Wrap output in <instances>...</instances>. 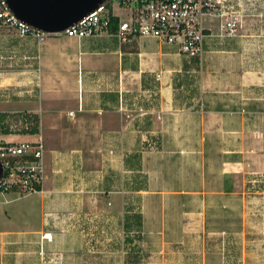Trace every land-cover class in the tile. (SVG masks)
<instances>
[{
  "label": "crops",
  "instance_id": "0c3cea01",
  "mask_svg": "<svg viewBox=\"0 0 264 264\" xmlns=\"http://www.w3.org/2000/svg\"><path fill=\"white\" fill-rule=\"evenodd\" d=\"M107 37L110 42L115 39ZM8 39L11 38L5 36L0 40L3 55L14 54L20 57L18 61L22 57L29 60L27 111L39 117V138L46 143V173L38 208L29 206L11 215L5 211L4 223L11 224L20 218L23 222L10 230H1V239L34 243L39 250L28 254L44 260L30 264H45L48 252L73 259V264H86L92 259L83 250L86 228L92 230L97 223L89 219L86 222L85 212L90 211L94 201L100 205L109 202L107 205L118 212L121 195L125 199L126 194H136L142 198L139 209L143 217V243L157 245L163 261L167 259L170 264H197V260L212 264L214 257L205 248L198 251L194 244L210 227L208 213L217 207L210 209V196H228L233 191L226 184L224 171L220 177L210 176L208 171L210 141L203 135L207 128L204 112L199 116L163 87L168 83L167 76L182 68L183 56L178 48L172 46L176 50L165 51L164 44L149 38L129 44L115 39L116 44H108L104 49H93L92 38L79 41L64 35H50L41 43L31 38ZM152 44L158 46L157 51L150 50ZM106 51L117 56L118 63L108 72L97 74L94 63L88 59L85 62L84 58ZM36 55L40 56L39 70H35L33 62ZM166 55L176 56L178 63L162 68L160 59ZM146 77L160 82L161 91L152 95L145 91L148 104L137 114H131L130 86L141 85ZM3 78L2 75L0 86ZM10 80L19 85L17 78ZM158 95L159 108L150 105L157 101L153 96ZM77 97L74 113L69 107ZM130 174L146 175V182L139 188L130 187ZM214 186L219 188L209 191ZM17 200L8 198L4 203L9 205ZM123 211L124 204L120 213ZM36 214L39 215L35 221L27 218ZM46 235L51 237L47 239ZM258 258L254 253H245L242 264H257Z\"/></svg>",
  "mask_w": 264,
  "mask_h": 264
},
{
  "label": "rangeland",
  "instance_id": "374dc122",
  "mask_svg": "<svg viewBox=\"0 0 264 264\" xmlns=\"http://www.w3.org/2000/svg\"><path fill=\"white\" fill-rule=\"evenodd\" d=\"M246 14L238 36L214 39L200 59L189 60L183 56L182 68L167 76L168 83L163 86L183 104L186 103L188 108L192 107L199 116L204 112L207 128L203 135L210 141L206 156L208 171L210 176L219 177L224 171L226 184L233 191L228 196H210V209L211 206L217 207L208 213L210 227L205 230V235L202 232L199 243L194 244L198 251L205 248L214 257L212 264H242L243 254L248 252L259 257L257 264H264V1L248 6ZM3 31L8 38H18L8 28ZM92 39L95 41L92 43L93 49H104L108 44H116L115 39L110 42L106 35ZM16 41L21 42L19 39ZM164 45L165 51L176 50ZM157 49V45H151L150 50ZM19 58L14 57V54H6L1 64L0 71L5 81L0 86V110L8 111V117L0 123V136L12 135L16 141H32L39 139L40 132L37 135L24 134L28 127L24 113L29 114L27 110L30 108L26 102L29 99L31 68L29 60L22 57L18 61ZM34 59L35 70H39L40 56L36 55ZM84 59L85 62L88 59L91 64L94 63L97 74L108 72L118 63L117 56L109 51ZM160 60L162 68L173 67L179 61L173 55H166ZM10 78H17L16 83L19 85L15 86ZM143 81L141 85L132 83L130 86L128 111L131 114H137L144 104H148L144 98L145 91L151 95L161 91V83L154 78L146 77ZM154 97H157V101H152L150 105L159 108L160 97ZM77 104L78 97L71 100L69 108L75 110L74 113ZM210 112L217 113L212 115ZM212 141L217 144H211ZM133 175L136 174H130L132 180L129 183L133 182L130 187H142L147 176L137 174L138 179L135 180ZM124 183L127 184L128 180ZM218 188L214 186L209 191ZM39 196L40 193L19 197L14 193L0 192V231L10 230L23 222L20 218L11 224L4 223L5 211L11 215L29 206L38 208ZM124 196L125 199L121 195L119 200L120 210L124 204L123 214L120 210H113L114 207L109 206L111 204L107 205L109 202L100 205L96 201L90 211L85 212L86 222L89 219L97 223L92 230L86 228L88 231L85 232L83 250L92 258L86 264H170L167 259L163 261L157 245L143 243V230L137 224L132 225L136 223L135 219L127 224V216L140 214L142 198L136 194ZM8 198L18 200L8 205L4 203ZM38 215L27 218L35 221ZM129 224L132 225L131 229L127 228ZM110 239L112 242L108 241ZM35 249L36 245L25 239L15 242L11 238L0 237V264L42 263L44 258H31V254H28ZM39 252L42 255L43 250ZM73 263V259H67L59 253L45 254V264ZM196 263L201 264V260Z\"/></svg>",
  "mask_w": 264,
  "mask_h": 264
},
{
  "label": "built area",
  "instance_id": "2783aa9c",
  "mask_svg": "<svg viewBox=\"0 0 264 264\" xmlns=\"http://www.w3.org/2000/svg\"><path fill=\"white\" fill-rule=\"evenodd\" d=\"M263 1L109 0L64 34H44L15 19L1 0L0 40L7 36L4 28L14 31L21 39L31 38L39 43L50 35H64L79 41L106 35L117 39L120 44L149 38L177 47L186 59H200L214 39L238 36L248 6ZM4 58L0 48V69ZM2 75L0 71V79ZM160 78L158 75L157 80ZM45 153L46 143L42 138L16 141L12 135L0 136V163L4 171L0 192L14 193L19 197L42 193L46 173ZM45 237L49 238L48 235Z\"/></svg>",
  "mask_w": 264,
  "mask_h": 264
},
{
  "label": "water",
  "instance_id": "95a60500",
  "mask_svg": "<svg viewBox=\"0 0 264 264\" xmlns=\"http://www.w3.org/2000/svg\"><path fill=\"white\" fill-rule=\"evenodd\" d=\"M15 19L44 34H64L109 0H3ZM4 171L0 163V181Z\"/></svg>",
  "mask_w": 264,
  "mask_h": 264
},
{
  "label": "trees",
  "instance_id": "16d2710c",
  "mask_svg": "<svg viewBox=\"0 0 264 264\" xmlns=\"http://www.w3.org/2000/svg\"><path fill=\"white\" fill-rule=\"evenodd\" d=\"M0 5H1V0H0ZM24 116H25L24 117L25 122L28 126L26 131L24 132V134H32V135L38 134L39 133V117L30 115L27 113H24ZM7 117H8V115L6 113H0V123L3 122ZM133 219L136 220V223H134L132 225L137 224L138 228L141 230L142 229V221H143L142 215L139 214V215H136L134 217L127 216L126 217L127 224H128V222H131ZM132 225L131 224L127 225V228L131 229Z\"/></svg>",
  "mask_w": 264,
  "mask_h": 264
},
{
  "label": "bare ground",
  "instance_id": "6f19581e",
  "mask_svg": "<svg viewBox=\"0 0 264 264\" xmlns=\"http://www.w3.org/2000/svg\"><path fill=\"white\" fill-rule=\"evenodd\" d=\"M51 236L49 235V238H50Z\"/></svg>",
  "mask_w": 264,
  "mask_h": 264
}]
</instances>
